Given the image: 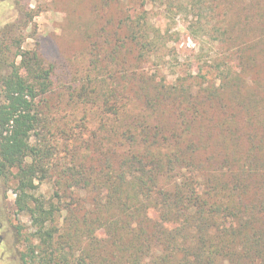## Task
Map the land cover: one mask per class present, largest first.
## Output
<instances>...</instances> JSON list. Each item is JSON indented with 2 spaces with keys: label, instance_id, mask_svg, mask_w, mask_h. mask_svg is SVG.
Segmentation results:
<instances>
[{
  "label": "trees",
  "instance_id": "trees-1",
  "mask_svg": "<svg viewBox=\"0 0 264 264\" xmlns=\"http://www.w3.org/2000/svg\"><path fill=\"white\" fill-rule=\"evenodd\" d=\"M194 1L201 5L198 8L223 5L225 13H237L242 27L235 20L231 25L216 24L214 28L216 37L232 43L237 53L246 44L238 41V32L246 35L253 30L252 23L260 25L261 30L254 40H249L248 47L263 45L264 0ZM121 23L117 22L114 33ZM122 24L128 34L120 46L107 51L106 57L118 67L124 65L117 56L118 50L136 49L135 60L143 61L147 45L157 39H148L139 17H128ZM15 54L21 57L20 65L27 77L19 75L13 66L2 80L0 175L6 178L14 170L15 207L17 212H27L34 226L32 235L38 243L29 244L23 257L40 264H61V259L52 257L51 250L58 230L54 206L50 201L34 198V190L46 176H38L43 171L41 148L30 140L32 135H36L35 141L39 139L41 118L36 99L50 91L52 70L35 52L21 51L19 44ZM96 55L92 62H101ZM247 59L248 68L256 65L254 54ZM140 74L145 75L144 79ZM233 74L232 70L230 74L226 72L227 77ZM108 75L116 78L115 70ZM226 76H221V84L210 91L208 99L205 89L194 98L170 85L165 77L155 78L138 72V68L121 76L130 83L134 78L138 82L124 101L122 91H105L108 95L98 107L106 117L82 142L85 160L71 163L64 172L65 191L69 192L65 195V243L72 249L75 243L86 241L80 255L68 253L64 264H264V208L255 213L254 205L243 201L254 187L255 170L251 167L243 173L245 165L241 163L243 171L240 170L235 157L239 145H245L242 149L246 151V163L255 161L253 148L260 143L255 134L257 127L253 128L252 112L245 113L242 103L237 108L229 107L230 99L222 91ZM133 100L137 102L129 109L127 104ZM250 103L248 100L246 104ZM239 114L247 116L250 126L235 123ZM207 115L215 120L222 136L218 145L226 151L215 152L214 148L195 142L194 139H201L196 136L202 128L198 122ZM228 140L230 144L226 143ZM89 151L93 153L86 154ZM225 155L229 160L219 162ZM88 159L90 164L85 163ZM210 165L215 184L206 187L211 181L206 176ZM227 167L233 174L224 179ZM230 179L233 180L227 182ZM227 186L235 192L233 196L222 192ZM74 188L80 189L82 198L73 197ZM77 205L83 211L80 219L73 211ZM88 215L94 217L96 228L89 224ZM89 235H95V241Z\"/></svg>",
  "mask_w": 264,
  "mask_h": 264
},
{
  "label": "rangeland",
  "instance_id": "rangeland-1",
  "mask_svg": "<svg viewBox=\"0 0 264 264\" xmlns=\"http://www.w3.org/2000/svg\"><path fill=\"white\" fill-rule=\"evenodd\" d=\"M200 6L194 0H8L0 4V103L3 100L2 80L13 66L17 67L19 75L27 77L26 71L20 65L21 57L15 54L18 44L21 51L35 52L42 59L44 66L52 70L50 91L36 99L41 118L39 139L35 141L36 135H32L30 140L41 148L43 171L39 172L38 176H46L38 183L33 194L34 198L50 201L54 206V220L58 230L51 250L52 257L55 260L61 259V264H64L68 253L80 255L81 247L86 244L84 240L81 244L72 245L71 249L65 243L68 215L65 210V195L69 192L65 191L64 185L67 181L64 172L71 163L78 164L85 160L82 142L87 133L95 129L106 117L98 107L99 102L105 98V91L112 88L122 91L124 101L138 84L135 78L131 83L121 78L133 68H138V72L152 74L155 78L165 77L170 85L180 88L194 98H197L196 94L202 95L200 93L205 89L207 99L210 97V91L217 89L221 84L222 75L226 76L228 71L230 74L231 70L236 74L225 77L227 83L222 91L226 98L230 99L227 100L229 107L237 108L242 103L245 113L252 112V126L257 127L255 134L260 142L253 148L256 159L252 163H246V151L242 149L245 145H239V151L235 153L236 160L239 161L238 168L242 170L241 163L245 165L243 173L251 167L255 170L252 175L254 187L243 201L253 204L255 213L264 208V132L259 130L264 129L261 125H264V42L263 45L248 47L251 44L249 40L256 38L261 26L252 23L253 30L246 35L241 33L242 31L238 32V41H246V44L241 52L237 53L232 43H225L216 37L217 31L214 29L216 24L224 27L231 25L235 20L237 22V13H225L223 5L205 9L198 8ZM243 14L240 18H243ZM132 16L139 17L149 40L153 36L157 39L153 44L147 45L143 61L135 60L138 50L119 48L117 56L123 60L124 65L118 67L107 61V51L115 45L120 46L123 37L128 34L122 23ZM118 21L122 23L114 33ZM237 23L242 27V22ZM106 38L111 39L102 43ZM96 54H99V63L92 62V59L97 57ZM249 54L256 57V65H251V68H248L247 62ZM114 70L116 78L108 75L109 71ZM140 76L143 78L145 75ZM235 76L238 78L235 79ZM248 100L251 101L249 105L246 104ZM133 102L137 101L133 100L127 104L129 109H132ZM168 121L172 123L173 119L169 118ZM198 123L202 125L204 133L201 128L196 134L201 136V139L193 138L195 142L208 145L214 148L215 152L217 149L225 150L218 145L222 136L219 135L211 115H207ZM235 123L250 126L247 116L242 114L235 118ZM230 142L228 140L226 143ZM89 153L93 152L86 154ZM227 160L229 158L225 155L220 157L219 162ZM90 161L91 159H88L85 163L90 164ZM211 168L213 169V165H210L206 174L211 178L206 187L215 184ZM10 172L11 174L6 178L2 177V180L8 201L5 213L15 235L10 233L7 239L9 243L15 240V249L24 254L29 244L34 245L38 241L32 235L34 226L28 213L17 212L14 204L16 181L12 177L14 170ZM232 174L227 167L223 175L227 178L222 175L221 177L229 179ZM231 180L233 179L227 182ZM223 188L222 192L226 196H233L235 193L228 189V186ZM79 190L74 188L71 191L75 199L82 198ZM229 204L232 206V201H229ZM73 211L76 218L83 216L80 205ZM87 217L89 224L96 228L98 225L93 221L94 217ZM262 228L264 230V224ZM89 236L95 241V235ZM24 260L26 264H40L27 258ZM72 263L75 264L74 261Z\"/></svg>",
  "mask_w": 264,
  "mask_h": 264
},
{
  "label": "flooded vegetation",
  "instance_id": "flooded-vegetation-1",
  "mask_svg": "<svg viewBox=\"0 0 264 264\" xmlns=\"http://www.w3.org/2000/svg\"><path fill=\"white\" fill-rule=\"evenodd\" d=\"M8 0H0V4ZM0 73H1V58H0ZM2 96L1 80H0V99ZM5 187L0 175V264H26L23 254L15 249V240L12 243L8 242L7 235L14 233L13 226L9 223L6 215L7 197L5 196Z\"/></svg>",
  "mask_w": 264,
  "mask_h": 264
}]
</instances>
